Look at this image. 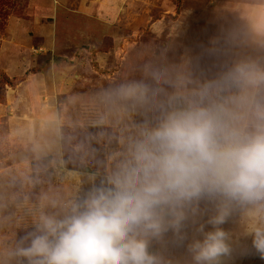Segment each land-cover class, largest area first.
<instances>
[{
  "label": "rangeland",
  "instance_id": "obj_1",
  "mask_svg": "<svg viewBox=\"0 0 264 264\" xmlns=\"http://www.w3.org/2000/svg\"><path fill=\"white\" fill-rule=\"evenodd\" d=\"M104 1L76 0L68 11L53 0H44L45 9L32 6L33 0H0V81L6 94L0 104V224H10L7 232L16 236L7 244L0 240V264H27L16 253L17 235L27 229L19 227L18 212L39 204L41 192L58 178L52 205L70 207L76 188L87 194L105 181L143 127L154 125L165 110L200 100L209 85L206 103L240 96L241 89L223 78L245 30L264 32V8L251 12L264 0H128L120 18L112 10L104 15ZM260 37L247 61L261 59L264 67ZM28 80L31 88L22 89ZM131 84L144 85L146 96L122 97V86ZM35 95H53L46 103H54L59 114L44 128L30 117ZM247 95L264 103V86ZM232 106L245 114L243 106ZM36 138L39 155L54 159L32 168L26 162L34 159L30 142ZM62 139L71 162L87 172L67 169ZM36 184L41 192L34 191ZM249 208H237L224 225L235 236L225 264H264L243 239L250 237L244 236L242 218L254 214L258 220V211ZM233 218L240 222L236 227L230 226ZM155 246L163 257L172 255L169 264H191L186 247Z\"/></svg>",
  "mask_w": 264,
  "mask_h": 264
},
{
  "label": "clouds",
  "instance_id": "obj_2",
  "mask_svg": "<svg viewBox=\"0 0 264 264\" xmlns=\"http://www.w3.org/2000/svg\"><path fill=\"white\" fill-rule=\"evenodd\" d=\"M223 80L243 94L206 103L209 85L200 100L165 110L105 181L63 215L42 213L17 255L27 264H169L154 246L173 245L191 264H225L233 236L224 225L251 207L258 220L244 236L264 259V103L247 95L264 86V67L240 62ZM146 93L142 84L120 89L127 99Z\"/></svg>",
  "mask_w": 264,
  "mask_h": 264
},
{
  "label": "crops",
  "instance_id": "obj_3",
  "mask_svg": "<svg viewBox=\"0 0 264 264\" xmlns=\"http://www.w3.org/2000/svg\"><path fill=\"white\" fill-rule=\"evenodd\" d=\"M76 0H53V4H59V7L65 9V10H70V8H73V5L76 4L75 2ZM128 0H106L104 1V3L102 4V8L104 9V15L106 12H110V10H112V16L115 14V17H122L121 16V11L126 10L125 8H127V4ZM32 6L36 7L37 9H45V4H44V0H33L32 2ZM263 7L264 8V4H258V5H254V7L252 8L251 12L256 9L257 7ZM99 9V7H98ZM91 13H94L96 10V8L94 7L93 9H91ZM99 12H101L100 10H98ZM116 11V12H115ZM105 21V20H102ZM106 21H110V18H108ZM264 32L263 31H259V30H252V32L250 33L249 31L247 32V30H245L244 34H242L239 43L237 45V47L235 48L234 51V56L232 58V64L233 66H235L237 63L240 62H244L247 61L248 57L252 54H254L253 48L256 45V39L259 38V36L263 37ZM260 37V38H261ZM254 63H256L257 65H261L263 63V61L260 59L258 61H254ZM30 83L31 80H28L26 83L21 84V88L23 89H28L30 87ZM31 88V87H30ZM257 93V92H256ZM242 91L241 94L242 95ZM256 95V94H255ZM29 99H32L31 95H28ZM52 96H40V95H35L33 96V98L35 99V101H33V103L35 102V105L32 106L30 109V117L34 119L36 126H42L43 128L45 127L44 123H54V121L56 119H58V111H57V107H55V104L53 103L51 104H47L46 102H53ZM255 97V96H254ZM226 103H230V101H227ZM46 104V105H45ZM14 110L15 108L12 107L11 108V115H14ZM49 111H53V113L51 114L52 117H47L46 115H48ZM244 111V108L243 110ZM14 117H12L11 119H13ZM57 121V120H56ZM58 127V126H57ZM17 130L16 128H12V135H14V131ZM42 130V129H41ZM40 130V131H41ZM38 138V135H37ZM36 138L35 142H30V144L32 145L33 149H34V159L28 160V162H26V164L31 165V163L34 160H41L45 157H41L39 155V145H40V141ZM53 155V154H52ZM50 155V156H52ZM49 157V156H46ZM59 182V178L53 182V186L47 188H44V191H40L41 195H40V199H39V204H30L28 206V208H24L22 210H20L18 212L19 214V218H18V224L20 228H29V227H35L39 216L44 213V214H57V215H63L65 211H67L70 207H65L62 205V207L57 206V205H52L53 202H55V197L53 195V190L55 188V186L57 185V183ZM95 187V186H93ZM77 191L76 193H74V199L72 200L73 202L76 201V199H80L83 196L86 195L85 191H80L79 187L76 188ZM90 191V190H89ZM88 191V192H89ZM83 193V194H82ZM50 198V199H49ZM62 198V195L60 197V199ZM64 198V197H63ZM65 198H68V196L65 195ZM48 199V201H47ZM46 202V204H44ZM249 210H253L254 212V208H249ZM4 213H6V211H4ZM236 211L233 212V214H235ZM254 214H252V216L249 217V220H247V216H245L244 218H242L244 221V224H241L242 226H245V228L247 229L249 227V225L254 222ZM234 220H232L230 222V226L231 227H236L240 224V222H237L236 218H233ZM6 222V221H5ZM10 224H5V223H1L0 224V240L4 241L5 244L8 243L9 240H15L16 236L15 234H9V232H7L8 230V226ZM233 238L235 237L234 235H232ZM244 241L246 242V245L251 242V238L247 241L245 240V238H243ZM240 242H241V238H240ZM238 242V243H240ZM244 242V243H245ZM167 261H171L172 260V255H166V257H164ZM12 259V257H11ZM19 259V258H18ZM9 261V260H8ZM18 261H20V264H22V260L19 259ZM10 262V261H9ZM264 262V261H263ZM7 263V260H6ZM263 264V263H262Z\"/></svg>",
  "mask_w": 264,
  "mask_h": 264
},
{
  "label": "trees",
  "instance_id": "obj_4",
  "mask_svg": "<svg viewBox=\"0 0 264 264\" xmlns=\"http://www.w3.org/2000/svg\"><path fill=\"white\" fill-rule=\"evenodd\" d=\"M232 66H233V64H232ZM234 67V66H233ZM4 81V80H3ZM237 94H238V92H237ZM6 94H5V92H4V87H3V85H2V81H0V104H3V103H5V101H6V96H5ZM239 95H240V93H239ZM94 130H96V129H94ZM93 130V131H94ZM61 144H62V151H63V153H64V161H65V164H66V167H67V169H69V170H78V171H86L87 172V170L86 169H82V168H80V167H78L77 165H74L72 162H71V158H70V156L68 155V150H67V144H66V141L65 140H61ZM54 159V157H52V156H49V157H45V158H43V159H41V160H34L33 162H32V168H34V166L36 165V164H38V163H46V164H48V163H51V161ZM34 172H36V169H34ZM35 174V173H34ZM52 180H53V178H52ZM40 189H41V187L39 186V185H35V189H34V191L35 192H39L40 191ZM35 230V227H32V228H27V229H21L20 231H19V233H18V235H17V241H18V245H19V243H20V241H21V239L23 238V237H25L26 236V234H29L30 232H32V231H34ZM154 250L155 251H157V247L156 246H154Z\"/></svg>",
  "mask_w": 264,
  "mask_h": 264
}]
</instances>
